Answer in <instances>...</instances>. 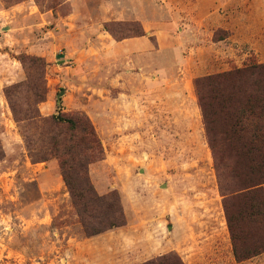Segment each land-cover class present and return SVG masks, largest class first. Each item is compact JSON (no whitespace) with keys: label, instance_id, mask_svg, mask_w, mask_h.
I'll return each instance as SVG.
<instances>
[{"label":"rangeland","instance_id":"obj_1","mask_svg":"<svg viewBox=\"0 0 264 264\" xmlns=\"http://www.w3.org/2000/svg\"><path fill=\"white\" fill-rule=\"evenodd\" d=\"M248 62L264 0H0V264H264L234 257L195 84ZM53 115L98 140L80 216L58 155L90 144Z\"/></svg>","mask_w":264,"mask_h":264},{"label":"trees","instance_id":"obj_2","mask_svg":"<svg viewBox=\"0 0 264 264\" xmlns=\"http://www.w3.org/2000/svg\"><path fill=\"white\" fill-rule=\"evenodd\" d=\"M195 84L224 197L233 254L238 262H243L264 253V64L248 62L242 68L199 78ZM46 122L65 124L74 130L81 128L83 136L76 141L90 144L79 155L72 151L58 155L63 179L80 216L90 208V197L94 196L89 182L87 189H81L76 179L81 175L87 178L86 162L97 157L95 130L85 115H53ZM116 214L113 211L108 222L101 221L99 226L82 224L89 236H97L125 225L122 213ZM145 264L184 263L162 256Z\"/></svg>","mask_w":264,"mask_h":264},{"label":"water","instance_id":"obj_3","mask_svg":"<svg viewBox=\"0 0 264 264\" xmlns=\"http://www.w3.org/2000/svg\"><path fill=\"white\" fill-rule=\"evenodd\" d=\"M62 93H63V91H62Z\"/></svg>","mask_w":264,"mask_h":264}]
</instances>
